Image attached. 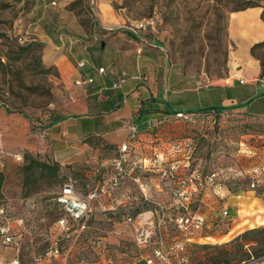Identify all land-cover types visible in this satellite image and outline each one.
Wrapping results in <instances>:
<instances>
[{
    "label": "rangeland",
    "instance_id": "374dc122",
    "mask_svg": "<svg viewBox=\"0 0 264 264\" xmlns=\"http://www.w3.org/2000/svg\"><path fill=\"white\" fill-rule=\"evenodd\" d=\"M140 23L143 27L136 28ZM126 30L159 43L169 62L187 77V86L225 82L229 73H240L235 71L242 67L236 59L240 50L250 54L255 41L264 38V0H0V98L26 115L41 117L42 125L68 115L75 106L60 76L59 58H68L77 68L86 58L119 61L114 51L128 49L120 38ZM30 42L42 44L34 49L38 67L24 52L18 55L19 47ZM253 51L258 58L252 57L264 66V48ZM254 59H247V65L256 67ZM257 91L260 95L264 87ZM262 103L256 99L251 107L257 115L233 111L214 124L202 116L179 119L155 152H167L171 140H186L188 150L168 155L164 163L168 167L177 161L184 167L173 178L157 172L140 175L148 184L147 200L131 179L111 184L117 147L99 146L97 136L85 139L89 147L73 149L59 162L60 182L49 181L38 170L25 175L20 170L23 159L0 155V204L13 219L23 220L21 263L42 254L43 264H145L147 259L151 264H261L252 256L264 250ZM39 158L54 160L47 152ZM255 168L262 169V182L253 187ZM196 175L201 184L187 183L185 191L192 192L184 200L180 182ZM24 180L36 191L24 196ZM64 183L92 196L90 211L83 227L61 240L59 254L44 255L51 240L62 236L56 221L65 214L55 196ZM127 215L133 221H126ZM195 215L203 223L194 230L190 221ZM12 225L17 232L18 224ZM255 228L259 230L237 238ZM6 250L9 256L14 252Z\"/></svg>",
    "mask_w": 264,
    "mask_h": 264
},
{
    "label": "crops",
    "instance_id": "0c3cea01",
    "mask_svg": "<svg viewBox=\"0 0 264 264\" xmlns=\"http://www.w3.org/2000/svg\"><path fill=\"white\" fill-rule=\"evenodd\" d=\"M123 34L120 38L126 41L128 49H115L114 53L121 58L119 61L86 58L84 66L77 68L68 58H59L58 70L75 106L68 115L59 116L62 117L59 121L54 118L42 125L41 117L33 118L0 105V155L22 158L25 151L47 152L61 163L73 149L89 147L90 140L85 139L92 136L98 137L99 146L118 147L127 138L128 126L136 124L140 135L135 140L132 157L140 159L152 153L154 132L164 136L180 122L174 113L187 112L182 108L225 106L228 109L223 111L257 115L250 111L254 101L263 99L264 105V91L257 93L260 86L264 87L259 80L256 82L260 65L244 48L236 55L240 61L237 67L242 65L235 69L239 74L229 73L225 82L192 87L186 85L187 77L169 62L159 43H149L135 34ZM250 58L256 61V67L247 65ZM100 67L104 68L103 72H98ZM123 75L125 79L120 83ZM89 78L91 82L87 81ZM210 97L214 100L203 103ZM238 105L241 106L236 107ZM140 112L144 114L139 115ZM261 114L264 115V111ZM212 116L209 114L206 118ZM259 137L263 138L260 157L264 161V135ZM6 253L9 252L6 250Z\"/></svg>",
    "mask_w": 264,
    "mask_h": 264
},
{
    "label": "built area",
    "instance_id": "2783aa9c",
    "mask_svg": "<svg viewBox=\"0 0 264 264\" xmlns=\"http://www.w3.org/2000/svg\"><path fill=\"white\" fill-rule=\"evenodd\" d=\"M136 28L143 27V24H137ZM85 62L82 60L78 63L79 67L84 66ZM104 68H98V72H103ZM125 76L123 75L120 78V83L123 82ZM261 84H264V76L258 78ZM88 82H91L92 79H87ZM242 82V81H240ZM80 83V81H77ZM0 105L8 108V104L5 103L0 98ZM193 113L177 111L175 112L174 116L177 119H181L183 121H191L193 117ZM220 118L226 117L224 112L219 113ZM212 123H216V119L211 120ZM136 133V126L130 124L128 126V134L125 141L117 147V157L114 159V170L115 175L111 180V184L113 186H118L122 179L128 178L131 179L133 182L136 183L138 188L142 193V197L144 199L147 198L148 184L147 182L141 181L142 174L150 173V172H157L160 175L166 178H173L177 171L184 167V164H180L179 162H173L168 167H165L164 163L166 162V158L168 155L176 154V153H184L188 150L189 145L187 143H180L171 141L169 144V148L167 152H156L155 154L143 157L140 159H132V154L134 153V149L129 146V141L135 137ZM15 159L20 160V156H13ZM254 173L252 176L251 186H257L262 182V178H260L259 174L261 173V168H255L252 170ZM196 177V178H195ZM214 174H211L209 177L212 180ZM198 175L196 176H189L184 178L180 182L181 192L179 193L180 196L184 200H187L191 195V190L185 191V187L188 185L187 183H193L195 185H200V180H197ZM194 179V182H193ZM106 186V182L102 185L101 190L103 191L104 187ZM91 195L88 197L82 196L80 193L76 192L73 188L72 183H64L60 187V191L57 194L56 201L60 204L61 208L64 211V216L59 217L56 221V224L59 226L60 230L62 231L61 237H55L51 240V244L49 248L44 252V255H53L56 256L59 254L61 250V240L68 239L72 236L73 231L80 230L83 227V220L86 218L88 212L90 211V199ZM223 215L227 214V210H223ZM126 221H133V217L130 215L126 216ZM183 218L181 217V223ZM189 220L188 217H185V222L187 223ZM13 221L18 224L17 232L13 230ZM203 223V217L201 215H195L190 221V225L195 229L201 227ZM23 220L21 217L13 219L8 212L7 207L4 204H0V264H22L19 255L20 249V235L23 231ZM182 226V225H181ZM191 233V232H190ZM7 248L13 249V254L11 256H7L5 250ZM152 260L147 259L145 260V264H151ZM28 264H43L42 263V254L34 255L33 260ZM45 264H54L52 262H47ZM136 264V263H132Z\"/></svg>",
    "mask_w": 264,
    "mask_h": 264
},
{
    "label": "trees",
    "instance_id": "16d2710c",
    "mask_svg": "<svg viewBox=\"0 0 264 264\" xmlns=\"http://www.w3.org/2000/svg\"><path fill=\"white\" fill-rule=\"evenodd\" d=\"M124 33L128 34L130 36L134 35L131 31H128V30H126ZM2 36H4V34L0 33V37H2ZM41 46H42V44L40 42H36V43L30 42L24 46L19 47V52H18L19 54L18 55H21L24 52L27 56L32 57V61H33L32 65L34 67L35 66L38 67L40 64V59L38 57L39 56L38 52H36L37 50L34 51V49L36 47L39 49V48H41ZM257 46H261L264 48V40L261 42H257L250 47V49H249L250 55L255 57V58H258V57L255 55L253 49H254V47H257ZM3 65L4 64L0 61V67H2ZM260 66H261V72H260L259 78L264 76V66H263L261 60H260ZM240 106L241 105H238L236 107H240ZM223 109H228V107L213 106V107H206V108H201V109H198L195 111H187V112L193 113L194 114L193 117L194 116L195 117L196 116L207 117V115L213 114L211 120L215 118L216 123H219V121L222 119L219 117V113L224 112L226 114V118L233 113L231 111H223ZM157 111H159V110H157ZM155 112H156V110H155ZM164 112L166 114L171 113L169 111H164ZM142 114H144V112H140L139 115H142ZM193 117H192V119H193ZM61 118L62 117H57L54 119V121H59ZM133 125L136 126V133H135V137L129 141V146L134 149L135 140L139 137L140 132L137 129L138 126L136 124H133ZM151 126H152V124H151ZM161 140H162V136L158 132H154L153 140H152L153 151L149 156L156 153L155 149L160 146ZM171 141L180 142V143L186 142V140L181 139V138H178L177 140H171ZM39 155H40V153H31L29 151H25L23 153L22 158H21V159H23V164L20 165V170L22 171V173L25 175L31 174V176H33L35 174V171L38 170V171H40L42 176L46 175L48 177L49 181L60 182L61 176L59 174V166H60L59 162L56 160L48 161L45 159H41V158H39ZM2 178H3V174H2V172H0V183H1ZM36 189L37 188L34 186L32 187L28 181H26V180L23 181L24 196H27L31 191H36ZM56 197H57V195L55 196V203L61 208L60 204H58V202L56 201ZM257 230H259V229L255 228V229L244 231L237 238H241V237L245 236L247 233L254 232ZM252 257L256 258V263L264 264V250H262V252L255 253L254 256H252Z\"/></svg>",
    "mask_w": 264,
    "mask_h": 264
}]
</instances>
